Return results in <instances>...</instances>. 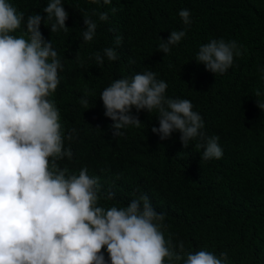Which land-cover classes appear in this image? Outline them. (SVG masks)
Wrapping results in <instances>:
<instances>
[{"label": "trees", "instance_id": "16d2710c", "mask_svg": "<svg viewBox=\"0 0 264 264\" xmlns=\"http://www.w3.org/2000/svg\"><path fill=\"white\" fill-rule=\"evenodd\" d=\"M28 16L40 14L48 0H9ZM69 13L68 31L52 33L54 20L43 22L41 31L63 64L60 84L49 99L60 114L65 148L73 156L55 163L66 175L87 168L99 179L98 206L126 207L146 194L154 209L165 215L161 231L185 253L199 250L217 256L228 253L227 264H264V0H112L111 5L90 0H62ZM118 11L113 14L111 8ZM188 9L191 25L179 16ZM95 10V14H94ZM108 12L107 21L99 20ZM84 15L98 25L92 41H84ZM186 36L168 54L158 50L171 31ZM26 35V25L15 33ZM122 42L115 43L116 36ZM235 40L243 55L234 58L224 74H215L198 63L202 44L212 39ZM113 47L118 59L104 57L97 65L95 53ZM134 61V62H130ZM153 71L167 83L166 96L189 99L204 120L202 131L218 136L220 159L202 160L199 138L185 148L180 133L161 140L158 112L132 113L141 120L125 135L114 136V121L105 116L102 91L120 78ZM259 92L260 95L256 96ZM88 100L87 108L81 100ZM75 129V132L72 130ZM71 133L72 139L66 137ZM106 260L108 253L103 250ZM110 264V261H109Z\"/></svg>", "mask_w": 264, "mask_h": 264}, {"label": "clouds", "instance_id": "9594fccd", "mask_svg": "<svg viewBox=\"0 0 264 264\" xmlns=\"http://www.w3.org/2000/svg\"><path fill=\"white\" fill-rule=\"evenodd\" d=\"M102 3L111 5L112 0ZM43 11L46 18L37 13L25 21L24 12L9 0H0V264H175L183 258L184 244L180 242L177 252V246L165 239L161 231L165 215L154 209L146 194L126 207L106 209L98 201L111 200L114 194L101 197L99 179L90 176L86 167L78 175H66L67 168L56 165L57 160L71 159L73 153L65 148L59 110L49 99L60 84L63 64L41 24L49 26L47 21L54 20L52 33L67 32L69 13L62 0H48ZM117 11L111 8L113 14ZM98 15L100 21L109 19L108 12ZM179 16L191 25L188 9H181ZM22 24L27 38L13 34ZM84 24L83 39L92 41L98 25L87 15ZM185 36L186 30L171 31L166 40L161 38L158 50L170 53L171 46ZM121 42L122 37L116 36L115 43ZM241 48L235 40L212 39L200 46L196 60L208 71L224 74L234 58L243 55ZM94 55L99 66L105 56L109 61L118 59L113 47ZM167 87L153 71L116 79L106 87L100 99L104 115L114 121L113 135L123 136L127 127L140 126L133 107L137 113L156 110L159 127L153 126L152 132L161 140L178 131L185 148L200 139L202 160L222 158L219 137L202 131L204 120L192 102L167 97ZM81 103L87 108L86 98ZM257 103L264 109V103ZM66 138L71 140L72 134ZM227 259V252L217 256L199 250L187 253L183 264H227Z\"/></svg>", "mask_w": 264, "mask_h": 264}]
</instances>
